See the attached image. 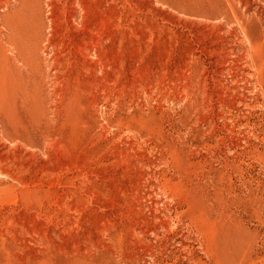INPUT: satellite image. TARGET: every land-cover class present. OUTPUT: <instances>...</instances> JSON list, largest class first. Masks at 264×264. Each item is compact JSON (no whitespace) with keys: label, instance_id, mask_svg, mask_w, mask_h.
I'll return each mask as SVG.
<instances>
[{"label":"rangeland","instance_id":"374dc122","mask_svg":"<svg viewBox=\"0 0 264 264\" xmlns=\"http://www.w3.org/2000/svg\"><path fill=\"white\" fill-rule=\"evenodd\" d=\"M0 264H264V0H0Z\"/></svg>","mask_w":264,"mask_h":264},{"label":"bare ground","instance_id":"6f19581e","mask_svg":"<svg viewBox=\"0 0 264 264\" xmlns=\"http://www.w3.org/2000/svg\"><path fill=\"white\" fill-rule=\"evenodd\" d=\"M21 23H22V25H24L25 23H24V21H21Z\"/></svg>","mask_w":264,"mask_h":264}]
</instances>
